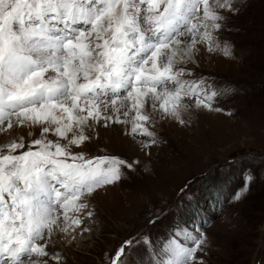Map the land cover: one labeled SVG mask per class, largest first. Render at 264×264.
Returning <instances> with one entry per match:
<instances>
[{"label": "snow or ice", "instance_id": "snow-or-ice-1", "mask_svg": "<svg viewBox=\"0 0 264 264\" xmlns=\"http://www.w3.org/2000/svg\"><path fill=\"white\" fill-rule=\"evenodd\" d=\"M219 9L237 11L232 0H0V133L41 130L27 150L23 135L0 142V264H61L48 247L61 216L64 231L69 221L79 225L70 213L86 207L81 197L133 167L117 156L71 151L91 139L86 128L124 125L133 138H151L141 141L149 147L153 114L184 123L185 98L212 108L216 92L183 79L178 65L197 44L214 50L225 19ZM179 234L184 242L170 239L154 264H204L197 255L203 231ZM126 255L121 246L111 264H127Z\"/></svg>", "mask_w": 264, "mask_h": 264}, {"label": "rangeland", "instance_id": "rangeland-1", "mask_svg": "<svg viewBox=\"0 0 264 264\" xmlns=\"http://www.w3.org/2000/svg\"><path fill=\"white\" fill-rule=\"evenodd\" d=\"M232 4L237 11L219 9L225 19L213 33L214 50L197 44L193 57L178 65L183 79L202 80L216 92L211 109L185 98L184 123L153 114L148 127L156 143L149 147L141 141L151 138L102 123L86 128L91 139L72 147L89 157L117 156L133 167L86 195L71 238L63 235L64 221L54 229L48 247L61 264H111L121 246L127 264H154L155 252L196 224L206 236L197 253L204 264H264V0ZM19 128L9 131L24 136L27 150L41 130ZM48 139L57 137L49 133Z\"/></svg>", "mask_w": 264, "mask_h": 264}, {"label": "bare ground", "instance_id": "bare-ground-1", "mask_svg": "<svg viewBox=\"0 0 264 264\" xmlns=\"http://www.w3.org/2000/svg\"><path fill=\"white\" fill-rule=\"evenodd\" d=\"M18 128H19V126H18ZM20 129V128H19ZM15 132V130L14 131H8V132H4L3 134H2V139L0 138V142H4V141H7V140H10L11 138H13V137H17V136H20L21 134L19 133V132H17V133H14ZM14 133V134H13ZM20 134V135H19ZM113 189V188H112ZM86 195L84 194L82 197H81V200H80V203H82V202H84L85 201V199H86ZM110 199V198H109ZM85 205V204H84ZM81 212H83L82 211V209L80 210V211H77V212H71L70 213V216L71 217H73V218H78L79 216H78V214H80ZM62 221H64V219H63V217L61 216V218H60V221H59V223H58V227L59 228H61V222ZM69 223V225L70 226H68L67 227V231H64L63 229L66 227V224H65V226L63 227V229H62V231H63V235H65L66 237H70L71 238V236L69 235L70 234V232H71V229L73 228V227H75L74 225L75 224H71V222L69 221L68 222ZM57 226L54 228V229H56V228H58ZM55 236V235H54Z\"/></svg>", "mask_w": 264, "mask_h": 264}]
</instances>
